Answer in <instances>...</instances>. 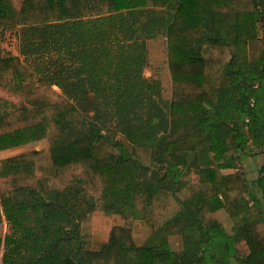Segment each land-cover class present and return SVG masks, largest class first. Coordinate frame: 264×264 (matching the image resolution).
I'll return each instance as SVG.
<instances>
[{
	"label": "trees",
	"instance_id": "obj_1",
	"mask_svg": "<svg viewBox=\"0 0 264 264\" xmlns=\"http://www.w3.org/2000/svg\"><path fill=\"white\" fill-rule=\"evenodd\" d=\"M20 2L0 0V87L22 101L0 112V152L47 150L0 160L1 264H264V161L250 184L220 171L264 152V0ZM15 29L18 56L1 46ZM158 38L167 106L144 76ZM94 213L121 224L89 249ZM135 222L151 230L141 245Z\"/></svg>",
	"mask_w": 264,
	"mask_h": 264
},
{
	"label": "rangeland",
	"instance_id": "obj_2",
	"mask_svg": "<svg viewBox=\"0 0 264 264\" xmlns=\"http://www.w3.org/2000/svg\"><path fill=\"white\" fill-rule=\"evenodd\" d=\"M12 5L15 9H19L21 2L20 0H11ZM260 34V30H259ZM2 48L5 52H10L14 56H18L19 37L18 29L8 31L3 34L2 37ZM148 65L144 71L145 77H154L161 82L162 85V96L166 106L171 99V78L167 64V49L166 42L164 39L158 38L153 41H148ZM21 100L9 93V91L0 87V112H10V106H6V103L18 106L21 104ZM46 141H39L25 146L19 147L10 153H0V159H6L17 154L29 153L32 151H46ZM253 154H255L253 152ZM264 152L251 155L245 154L240 155L239 159L235 162L233 168L231 166H223L220 171L223 174L233 173L235 171L243 172L246 175L248 184L254 181L258 176V170L263 164ZM200 162L202 167H210L212 163L206 154L200 155ZM261 201V200H260ZM216 217L219 223L224 227L226 232L230 235L234 234L233 224L229 221V218L225 216L222 211L216 213ZM121 224L120 219L117 216H108L102 213H94L89 219L82 225L81 233L82 239L87 243L89 249H96L101 244L105 243L108 239L111 228L115 225ZM51 238L58 242L59 247L66 253L71 251L75 245L74 240L66 241L62 238L63 228L59 225H51ZM151 234V230L141 222H135L132 225V236L136 245H141L147 237ZM169 242L173 250L178 251L181 249L180 238L176 235L169 237ZM240 253L245 256L248 250L244 243L237 245ZM2 252V249L0 250ZM0 252V253H1Z\"/></svg>",
	"mask_w": 264,
	"mask_h": 264
},
{
	"label": "crops",
	"instance_id": "obj_3",
	"mask_svg": "<svg viewBox=\"0 0 264 264\" xmlns=\"http://www.w3.org/2000/svg\"><path fill=\"white\" fill-rule=\"evenodd\" d=\"M145 71V70H144ZM145 76V75H144ZM151 77V76H150ZM150 77H148V78H150ZM147 78V77H146ZM18 149V148H17ZM16 150V149H15ZM14 151V150H13ZM13 151H7V152H0V153H10V152H13ZM18 155V154H17ZM0 160H2V159H0ZM4 231H5V228H4ZM51 231H52V229H51V227H50V236H51ZM58 245H60V244H58ZM1 252V251H0ZM1 255H2V252L0 253V264H1Z\"/></svg>",
	"mask_w": 264,
	"mask_h": 264
}]
</instances>
